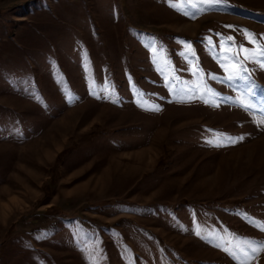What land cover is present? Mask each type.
Segmentation results:
<instances>
[{
  "label": "rangeland",
  "instance_id": "1",
  "mask_svg": "<svg viewBox=\"0 0 264 264\" xmlns=\"http://www.w3.org/2000/svg\"><path fill=\"white\" fill-rule=\"evenodd\" d=\"M173 3L189 15L168 0H0V264H237L214 245L264 241L238 215L264 221L260 114L190 100L164 79L199 83L180 55L188 41L208 85L238 96L208 79L226 73L205 38L253 48L243 30L264 36V0L195 19ZM248 66L264 102V69ZM215 133L245 139L212 147Z\"/></svg>",
  "mask_w": 264,
  "mask_h": 264
},
{
  "label": "snow or ice",
  "instance_id": "2",
  "mask_svg": "<svg viewBox=\"0 0 264 264\" xmlns=\"http://www.w3.org/2000/svg\"><path fill=\"white\" fill-rule=\"evenodd\" d=\"M226 2L227 0H183L184 5L195 9L191 14L192 19L196 18L197 12L203 13L216 5L225 4ZM168 3L170 7L183 11L184 15H189L181 6L173 3V0H168ZM227 27L232 28L233 26L229 25ZM243 31L245 33V39L254 46L253 48H248L243 43H237L236 38L233 36H222L219 33L216 34L221 37V42L218 46L211 37L205 38L209 49L215 54L214 58L217 59L220 67L226 73L223 77L208 73V79L227 83L229 87L234 90H239L238 96L235 98L232 96H223L208 85L207 80L204 79L205 73L203 69L197 67L196 62L198 57L195 50L191 42L188 41H181V43L185 45V51L181 52L180 55L184 57L188 65L187 70L191 71L192 75L197 78L199 83H194L191 87L187 88V91L183 88L177 89L172 83V80L165 74V86L169 87L174 94L187 95L190 100L199 98L203 100L205 104H211L213 107H220L222 103H229L245 112H258L261 119L256 121V123L258 126H262L264 125V102H258L257 100L256 90L259 89L260 86L253 79L255 68L250 69L248 65L254 64L256 67L264 69V36L257 37L255 33H251L248 30ZM146 46L150 48L153 54L158 52L155 38H149ZM217 48H219V51H217ZM175 71L177 70L173 67V72ZM172 79L187 84V81H183L178 76H173ZM209 95L212 97L211 101L207 98ZM151 110L160 109L156 106ZM214 135L216 137L215 139L206 140V143L212 147H226L229 144L234 145L240 143L245 139L244 136L233 137L227 133H215ZM238 215H242L245 219H250L254 226L264 231V221H257L255 218H250L247 213H238ZM193 233L206 241H211L212 239L223 241V237L218 233H214L210 230L205 233L199 226L193 229ZM214 246L226 252L237 264H253L257 257H259L261 253H264V241H257L249 238H243V246L240 244L232 245L231 241L218 243ZM89 264H96V261L89 259Z\"/></svg>",
  "mask_w": 264,
  "mask_h": 264
},
{
  "label": "crops",
  "instance_id": "3",
  "mask_svg": "<svg viewBox=\"0 0 264 264\" xmlns=\"http://www.w3.org/2000/svg\"><path fill=\"white\" fill-rule=\"evenodd\" d=\"M64 74H66V73H64ZM61 78V77H60ZM55 82V81H54ZM53 84H55L56 86L54 87L55 89V92H56V94H60V88H61V86H59V84H60V82H59V84H57V83H53ZM47 89H48V86H47ZM13 105V109H11V110H15V111H17V112H24V110H26V109H28L29 108V106H30V104L28 103V104H26L25 102H18V103H12ZM10 105V104H9ZM15 106H18V107H15ZM72 107V106H71ZM70 108V107H69ZM123 152V151H122ZM125 152V151H124ZM146 219L148 218V217H145ZM144 219V218H143Z\"/></svg>",
  "mask_w": 264,
  "mask_h": 264
}]
</instances>
